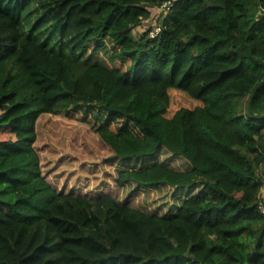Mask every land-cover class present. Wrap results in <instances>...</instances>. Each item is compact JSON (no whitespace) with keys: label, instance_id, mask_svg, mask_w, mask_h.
<instances>
[{"label":"trees","instance_id":"1","mask_svg":"<svg viewBox=\"0 0 264 264\" xmlns=\"http://www.w3.org/2000/svg\"><path fill=\"white\" fill-rule=\"evenodd\" d=\"M164 2L158 34L134 36ZM44 117L98 136L101 166L188 162L116 168L117 186L197 191L171 215L102 213L103 185L43 175ZM262 189L264 0H0V264H264Z\"/></svg>","mask_w":264,"mask_h":264},{"label":"rangeland","instance_id":"2","mask_svg":"<svg viewBox=\"0 0 264 264\" xmlns=\"http://www.w3.org/2000/svg\"><path fill=\"white\" fill-rule=\"evenodd\" d=\"M149 11V17L132 29L134 36L145 32L149 28L158 27L157 25L162 16H164V12L161 11L160 6H153ZM245 99L243 98L240 101V110L243 109ZM36 128L38 135L34 147L39 156L45 178L49 181H52L54 177L59 180L60 176L64 175L65 178L63 177L61 180L68 178L69 182H78L79 184L73 185V187H78L83 194L89 195L88 190H91V187L103 185L102 190L108 195L116 197V200L112 203L101 202L96 205L95 207L102 213L111 214L128 207L146 214L171 215L176 212L183 199L197 191H187L186 188L167 185L141 186L131 181H126L121 186L115 184L116 168L138 169L150 164H166L176 170H184L188 167V162L184 158L172 154L164 147H160L156 153L149 156L123 160L116 165V168L112 169L108 166L99 165L104 164L103 161L108 156V151L101 147L103 145L98 136L87 127L62 120L59 121L58 118L44 117L37 119ZM70 143L72 144L70 145ZM85 145L86 147H84ZM68 147L71 150H82L77 157V162L73 161L69 166L66 163L67 160L71 159ZM60 163L67 165L65 171L61 172L63 170L61 169L52 173V170H49L51 165ZM78 164L86 166L82 168ZM112 171L114 174H111ZM85 175L88 178L84 179ZM59 184L61 185L62 183L60 182ZM260 197L264 201V189L261 190ZM95 207L91 210H95Z\"/></svg>","mask_w":264,"mask_h":264},{"label":"built area","instance_id":"3","mask_svg":"<svg viewBox=\"0 0 264 264\" xmlns=\"http://www.w3.org/2000/svg\"><path fill=\"white\" fill-rule=\"evenodd\" d=\"M170 6V3L164 2L160 5L161 11L165 12ZM163 9V10H162ZM158 26V25H157ZM159 32V27H153V28H149L148 29V36L149 37H154L155 35H157ZM259 210L261 212H264V207L260 204L259 206Z\"/></svg>","mask_w":264,"mask_h":264}]
</instances>
